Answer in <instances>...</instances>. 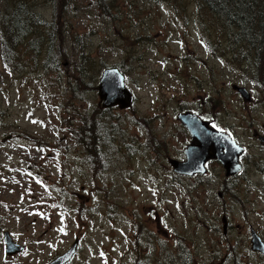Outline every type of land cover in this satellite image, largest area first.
<instances>
[{
  "label": "rangeland",
  "instance_id": "rangeland-1",
  "mask_svg": "<svg viewBox=\"0 0 264 264\" xmlns=\"http://www.w3.org/2000/svg\"><path fill=\"white\" fill-rule=\"evenodd\" d=\"M28 3L62 22L64 40L55 39L44 68V54L20 51L22 69L3 73L0 264H47L76 238L63 264H264L249 232L264 242V142L253 136L264 135V70L227 50L199 0ZM107 67L124 73L129 108L101 107L97 85ZM180 111L246 148L239 175L225 177L218 161L204 175L173 172L165 155L180 159L188 142ZM91 116L102 155L76 140ZM5 231L21 252L5 253Z\"/></svg>",
  "mask_w": 264,
  "mask_h": 264
},
{
  "label": "trees",
  "instance_id": "trees-1",
  "mask_svg": "<svg viewBox=\"0 0 264 264\" xmlns=\"http://www.w3.org/2000/svg\"><path fill=\"white\" fill-rule=\"evenodd\" d=\"M3 3L4 6L1 5ZM199 3L197 5L200 10L205 8L218 21L217 27L223 32L228 44L227 50L238 51L244 64L255 73L263 71L264 0H199ZM100 8L107 13L103 3ZM34 10L35 7L29 4L28 0H0V86L4 72L19 70V65L22 69L20 51L30 53L35 59H40L39 56L44 54L41 65L44 68L48 65L55 39H58L57 44L62 46V22L58 26L55 19L47 21ZM79 55L88 60L83 51H79ZM2 117L3 112L0 110V120ZM95 121L96 117L91 116L86 126H79L75 132L76 140L82 145L83 151L88 153L98 147L102 155L105 142ZM102 166L103 163L98 162L95 167ZM137 259L134 264H139Z\"/></svg>",
  "mask_w": 264,
  "mask_h": 264
},
{
  "label": "water",
  "instance_id": "water-1",
  "mask_svg": "<svg viewBox=\"0 0 264 264\" xmlns=\"http://www.w3.org/2000/svg\"><path fill=\"white\" fill-rule=\"evenodd\" d=\"M232 89L239 93L244 101H250V93L240 85H232ZM97 95L104 108L117 106L119 109H125L132 105L133 96L126 87L124 76L116 67L105 69L99 78L97 85ZM180 123L187 128L191 135V143L185 149L186 159L184 161L170 160L175 172L185 175L194 173H204L205 163L212 159L219 161L226 171V175H232L240 170L238 156L242 152V147L237 145L229 135L219 131L210 125L208 120L202 119L191 111L180 112L177 115ZM264 140V136H259ZM222 228L225 232L226 218L222 216ZM6 253L13 254L22 249V246L12 242L7 232L4 233ZM251 250L264 255V242L251 229ZM76 242L69 251L57 256L48 264H63L74 253Z\"/></svg>",
  "mask_w": 264,
  "mask_h": 264
},
{
  "label": "flooded vegetation",
  "instance_id": "flooded-vegetation-1",
  "mask_svg": "<svg viewBox=\"0 0 264 264\" xmlns=\"http://www.w3.org/2000/svg\"><path fill=\"white\" fill-rule=\"evenodd\" d=\"M180 112H182V111H180ZM179 112V113H180ZM178 113V114H179ZM177 114V115H178ZM177 115H176V117H177ZM202 119H205V120H208L207 118H205V117H202L201 115H199ZM177 119H178V117H177ZM179 120V119H178ZM210 121V120H209ZM179 123H180V121H179ZM181 124V123H180ZM210 124L213 126V127H215L216 129H218L216 126H214L213 124H212V122L210 121ZM181 126L184 128V130H185V133H186V135H187V138H186V140H188V142H187V144L185 145V147L183 148V150H182V153H183V157H181L180 159H177V158H174V157H168L167 155H165V158L167 157V161H168V163L170 164V166H171V168H172V170H173V172L175 173V174H178V175H181V176H186V177H194V176H197V175H204V174H206V172H207V166H208V164H209V162H213V161H216V160H212V159H210V160H208L206 163H205V172L204 173H194V174H192V175H185V174H180V173H177V172H175L174 171V169H173V167H172V165H171V163H170V160L171 159H174V160H177V161H184L185 159H186V155H185V149L187 148V146L191 143V135H190V133H189V131L187 130V128L186 127H184L182 124H181ZM218 130H220V129H218ZM259 133L258 132H256V131H254L253 132V136L254 137H256L257 139H260L259 138ZM263 135V134H262ZM264 136V135H263ZM231 137H232V135H231ZM233 138V137H232ZM261 140V139H260ZM263 142H264V140H262ZM236 143H237V141H235ZM237 145H240V144H238L237 143ZM240 146H242V145H240ZM242 152L239 154V156H238V162H239V159L240 158H242L243 157V155L245 154V147H243L242 146ZM220 163V162H219ZM221 164V163H220ZM239 165H240V170L237 172V173H235V174H232V175H226V171H225V169H224V172H225V177H228V178H230V177H233V176H236V175H239L240 173H241V164H240V162H239ZM223 167V166H222ZM222 218V217H221ZM221 222H222V219H221ZM251 229H253L252 227H250V229H249V232H250V236H251ZM222 230H223V228H222ZM254 231V230H253ZM223 233H225L224 231H223ZM256 233V232H255ZM257 234V233H256ZM258 235V234H257ZM259 236V235H258ZM260 237V236H259ZM259 254H261V253H259ZM263 257H264V255L263 254H261Z\"/></svg>",
  "mask_w": 264,
  "mask_h": 264
},
{
  "label": "bare ground",
  "instance_id": "bare-ground-1",
  "mask_svg": "<svg viewBox=\"0 0 264 264\" xmlns=\"http://www.w3.org/2000/svg\"><path fill=\"white\" fill-rule=\"evenodd\" d=\"M211 15V14H210ZM211 19V18H210ZM216 23V22H215ZM215 23H214V25H215Z\"/></svg>",
  "mask_w": 264,
  "mask_h": 264
}]
</instances>
